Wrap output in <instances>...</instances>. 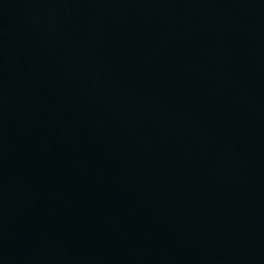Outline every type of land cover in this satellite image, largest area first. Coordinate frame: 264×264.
Instances as JSON below:
<instances>
[{"label": "water", "instance_id": "water-1", "mask_svg": "<svg viewBox=\"0 0 264 264\" xmlns=\"http://www.w3.org/2000/svg\"><path fill=\"white\" fill-rule=\"evenodd\" d=\"M0 264H264V0H0Z\"/></svg>", "mask_w": 264, "mask_h": 264}]
</instances>
